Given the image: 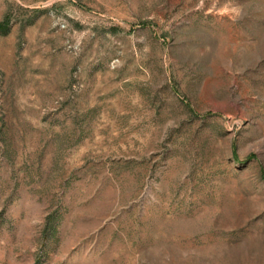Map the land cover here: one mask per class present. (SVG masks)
<instances>
[{
    "label": "rangeland",
    "instance_id": "obj_1",
    "mask_svg": "<svg viewBox=\"0 0 264 264\" xmlns=\"http://www.w3.org/2000/svg\"><path fill=\"white\" fill-rule=\"evenodd\" d=\"M0 264H264V0H0Z\"/></svg>",
    "mask_w": 264,
    "mask_h": 264
}]
</instances>
